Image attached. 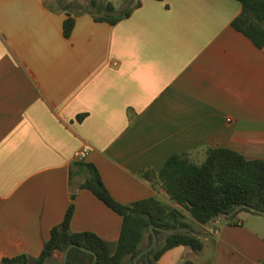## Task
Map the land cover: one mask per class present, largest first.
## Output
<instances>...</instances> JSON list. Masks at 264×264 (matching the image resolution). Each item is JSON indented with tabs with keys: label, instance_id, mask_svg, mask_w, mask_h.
<instances>
[{
	"label": "crops",
	"instance_id": "0c3cea01",
	"mask_svg": "<svg viewBox=\"0 0 264 264\" xmlns=\"http://www.w3.org/2000/svg\"><path fill=\"white\" fill-rule=\"evenodd\" d=\"M130 8L114 25L75 16L65 38L66 13L46 0H0V262L37 257L71 203L70 231L114 249L122 217L80 188L76 150L125 205L169 203L140 172L174 154L200 164L207 149L227 148L264 160V49L231 26L240 3ZM215 227L201 251L176 246L157 264H264V216L240 212Z\"/></svg>",
	"mask_w": 264,
	"mask_h": 264
},
{
	"label": "trees",
	"instance_id": "16d2710c",
	"mask_svg": "<svg viewBox=\"0 0 264 264\" xmlns=\"http://www.w3.org/2000/svg\"><path fill=\"white\" fill-rule=\"evenodd\" d=\"M236 1L240 3L241 11L231 26L258 49H264V0ZM46 7L50 11L66 13L62 27L65 38L73 30L75 16L88 14L96 22L114 25L129 17L132 11V8L126 7L116 14V8L110 1L100 3L98 0H90L87 6L75 3L53 7L46 2ZM78 163L82 164L87 175L80 188L89 190L122 217L120 235L114 249L92 232L70 231L74 209L71 203L62 222L51 229L49 239L37 257L20 254L3 258L0 264H44L56 252H64L70 244L93 251L97 256L95 264H133V258L152 242L150 225L164 229L189 227L197 232H205L213 215L229 213L240 204L264 210V160H249L227 148L207 149L200 164L191 162L185 153L174 154L166 159L157 173L151 170L140 172L148 181L154 177L158 180L168 195L169 203L152 197L128 205L121 204L110 195L93 164ZM240 212L252 213L248 209H241L225 221L231 223ZM156 235L157 245L139 259V264H157L166 251L176 246H186L194 252L204 247V240L188 233L165 234L156 231ZM93 257L72 248L68 264H91Z\"/></svg>",
	"mask_w": 264,
	"mask_h": 264
},
{
	"label": "water",
	"instance_id": "95a60500",
	"mask_svg": "<svg viewBox=\"0 0 264 264\" xmlns=\"http://www.w3.org/2000/svg\"><path fill=\"white\" fill-rule=\"evenodd\" d=\"M241 209H248L249 211H251L252 213L258 214V215H262L264 216V210H260L254 207H250L248 205L245 204H240L238 206H236L231 212L229 213H219L216 215H213L210 220H209V228L210 231L209 232H197L192 230L189 227H178V228H169V229H164V228H160V227H156L154 225H150L149 226V232L152 236V242L149 246H147L146 248L142 249L132 260L133 264H139V259L141 257H143L145 254L149 253L151 250L154 249V247L157 245L158 242V237L156 235V231H159L161 233H165V234H172V233H188L193 237H196L198 239H210L213 237L215 231H216V227H215V223L218 220H226L232 216H234L236 213H238ZM72 248H78L83 252H86L88 254L93 255V261L91 264H95L97 261V256L96 254L84 247L75 245V244H70L63 252V259H62V264H68V255L69 252Z\"/></svg>",
	"mask_w": 264,
	"mask_h": 264
},
{
	"label": "rangeland",
	"instance_id": "374dc122",
	"mask_svg": "<svg viewBox=\"0 0 264 264\" xmlns=\"http://www.w3.org/2000/svg\"><path fill=\"white\" fill-rule=\"evenodd\" d=\"M100 3H105L106 1H110L116 8V14H119L120 11L126 7H130V4L134 2V0H98ZM46 2L53 6H63L78 3L82 6H87L90 0H46ZM127 5V6H126ZM247 213V212H243ZM210 228H206L205 232H209ZM63 252H57V256L55 259H48L44 264H62ZM55 261V262H54Z\"/></svg>",
	"mask_w": 264,
	"mask_h": 264
},
{
	"label": "built area",
	"instance_id": "2783aa9c",
	"mask_svg": "<svg viewBox=\"0 0 264 264\" xmlns=\"http://www.w3.org/2000/svg\"><path fill=\"white\" fill-rule=\"evenodd\" d=\"M87 154H88V150L86 148L79 149L73 153L72 158L76 162H82L87 157Z\"/></svg>",
	"mask_w": 264,
	"mask_h": 264
}]
</instances>
